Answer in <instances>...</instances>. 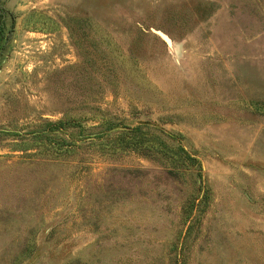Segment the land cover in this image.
Returning a JSON list of instances; mask_svg holds the SVG:
<instances>
[{"label":"rangeland","instance_id":"rangeland-1","mask_svg":"<svg viewBox=\"0 0 264 264\" xmlns=\"http://www.w3.org/2000/svg\"><path fill=\"white\" fill-rule=\"evenodd\" d=\"M0 264H264V0H0Z\"/></svg>","mask_w":264,"mask_h":264},{"label":"trees","instance_id":"trees-1","mask_svg":"<svg viewBox=\"0 0 264 264\" xmlns=\"http://www.w3.org/2000/svg\"><path fill=\"white\" fill-rule=\"evenodd\" d=\"M59 123H52V126L58 127ZM134 131V129L132 130ZM143 139L147 141H157L160 146H163V150H160V148L155 149L156 151H162L163 154L169 159V172L173 175L186 173L187 171L191 169H199L200 167L198 165V160L184 147L180 146L178 148H172L168 146L164 141H161L160 139H152V137H147V135L142 136ZM154 145V144H153ZM153 145H148L147 150L153 151ZM144 153V152H143ZM148 153L146 152V154Z\"/></svg>","mask_w":264,"mask_h":264}]
</instances>
